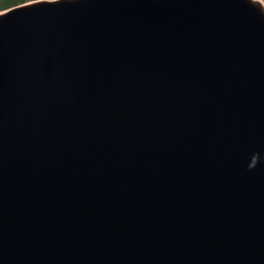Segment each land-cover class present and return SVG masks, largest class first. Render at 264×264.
<instances>
[{"label":"water","instance_id":"95a60500","mask_svg":"<svg viewBox=\"0 0 264 264\" xmlns=\"http://www.w3.org/2000/svg\"><path fill=\"white\" fill-rule=\"evenodd\" d=\"M0 264H264V16L1 10Z\"/></svg>","mask_w":264,"mask_h":264},{"label":"trees","instance_id":"16d2710c","mask_svg":"<svg viewBox=\"0 0 264 264\" xmlns=\"http://www.w3.org/2000/svg\"><path fill=\"white\" fill-rule=\"evenodd\" d=\"M27 1L31 0H0V11Z\"/></svg>","mask_w":264,"mask_h":264},{"label":"bare ground","instance_id":"6f19581e","mask_svg":"<svg viewBox=\"0 0 264 264\" xmlns=\"http://www.w3.org/2000/svg\"><path fill=\"white\" fill-rule=\"evenodd\" d=\"M249 4L255 7V10L264 16V2L262 0H246Z\"/></svg>","mask_w":264,"mask_h":264},{"label":"rangeland","instance_id":"374dc122","mask_svg":"<svg viewBox=\"0 0 264 264\" xmlns=\"http://www.w3.org/2000/svg\"><path fill=\"white\" fill-rule=\"evenodd\" d=\"M263 1V0H262Z\"/></svg>","mask_w":264,"mask_h":264}]
</instances>
